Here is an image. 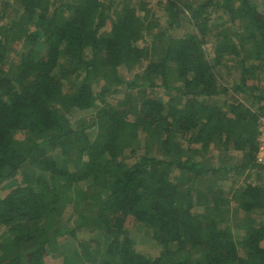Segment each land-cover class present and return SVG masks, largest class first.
Listing matches in <instances>:
<instances>
[{"label":"trees","instance_id":"16d2710c","mask_svg":"<svg viewBox=\"0 0 264 264\" xmlns=\"http://www.w3.org/2000/svg\"><path fill=\"white\" fill-rule=\"evenodd\" d=\"M155 7L166 26L144 0H0V264H48L61 236L76 244L63 264H264V183L232 173L264 166V87L247 84L264 69V9ZM183 16L192 30L174 36ZM158 86L166 99L148 95Z\"/></svg>","mask_w":264,"mask_h":264},{"label":"rangeland","instance_id":"374dc122","mask_svg":"<svg viewBox=\"0 0 264 264\" xmlns=\"http://www.w3.org/2000/svg\"><path fill=\"white\" fill-rule=\"evenodd\" d=\"M144 1H147L148 7L152 8V9H154L156 11V16L160 19V24L166 26L165 18L162 15L163 11L161 10V8H158V7L156 8L155 7V4L158 2V0H144ZM255 1H256V4L258 5V8L260 10H263L264 9V0H255ZM10 15H11V13L9 14V16L7 18H9ZM7 18H5L3 20V23H7L8 22V19ZM190 25L191 24L187 21V18L183 16L182 17V20L180 22V25L176 29H174L172 31V34L174 36H180L184 32L191 31L192 28H191ZM145 39L146 40L147 39L151 40V37L150 36L149 37L148 36L147 37L145 36ZM140 42H142V41H140ZM208 42L209 43H207L206 45L204 44L205 48L210 47L212 49L213 42L211 40H208ZM16 47H18V44H16L14 46L15 49H16ZM208 49L206 50L207 53H208ZM207 55L209 57H211L212 56V53H209ZM13 57H15V54L12 52L10 54V59H12ZM224 61L227 62L228 64H231V63H237L239 60H238V58L235 57V58H230L229 60L225 59ZM247 64H249V61H248ZM218 69H219V67H218ZM222 71L224 73H226V70L223 69ZM256 71H257L256 74H255L256 77L255 78H249L247 84L252 85V86L264 87V69H262V70H260V69L257 70L256 69ZM238 72H240V68L237 70V74H236L237 76H238ZM120 74L123 77H125L126 79H128V80H129V78H132V76H133V74L130 73L129 71H128V73H126L122 69H120ZM147 91L149 92L148 95H153L155 97H160V98L164 97L165 99L167 98V94H166L167 91L162 86H158V87H155V88H150V90L147 89ZM123 94L124 93H123V89H122L119 92L112 94L109 97V101L115 103L116 101H118V100H120V99L123 98ZM247 96H248L247 94H240V95H238L240 101H242V102H244L246 104L247 103H250V101H247V99L250 100V98L247 97ZM77 116L82 117L84 115L81 114V113H79V114H77ZM260 136H261V134H260L259 128H258V133H257V137H256L258 149H257V152H256V156L259 154V144H260V140L259 139H260ZM218 153H219V151H217L216 149H209L208 155H206V157H208L207 158L208 163L217 164L218 161H219V159H218V155L219 154ZM231 154L235 157V160L238 162L239 159H240V157H239L240 156V153L239 152H236V151H232ZM127 156H128V160L129 161H133L134 160L133 155L130 154L129 152H127ZM232 173L235 175L233 177L237 178L238 181H239V177H240V180L242 178L243 179L244 178H247L248 181L251 182V183H255V182H257V183H261V182L264 183V166L263 167H258V168L252 169V170L243 171L241 174H240V172H234V171H232ZM20 177H21L20 175H17L16 178L17 179H20ZM229 180L232 181V179H229ZM227 182L224 183L225 184V189H227L228 186L230 185ZM9 188L1 189L0 190L1 195L6 194L9 191ZM196 209L198 211H201V208H196ZM66 211L67 212H66L65 216L70 215L69 214V212H70V208L69 207L67 208ZM260 218H262L264 220V215H261ZM127 228H129V233L128 234L132 238V240L134 241L135 247L137 249L145 250V249H147L149 247L148 249L150 250V252L151 253H154V248L151 247V246H149L150 245V243H149V237L146 234L140 233V231H139L140 229L138 230L136 228V226L132 223L131 220H129L127 222ZM234 231L238 232V234H239V232L241 233V230H234ZM81 236H83V235H81ZM83 237L86 238V237H89V235L84 234ZM58 242H59V247L61 249V253H62L61 255H62V257L59 256L55 260H50V259L46 258V262L48 264H63V257L65 255H67V254L73 253L76 250L75 241L72 240V239H70L69 237H63V236H61V237H59Z\"/></svg>","mask_w":264,"mask_h":264},{"label":"built area","instance_id":"2783aa9c","mask_svg":"<svg viewBox=\"0 0 264 264\" xmlns=\"http://www.w3.org/2000/svg\"><path fill=\"white\" fill-rule=\"evenodd\" d=\"M258 128L261 134L260 136V144H259V154L257 155V161H264V116L260 117L258 120ZM263 136V137H262Z\"/></svg>","mask_w":264,"mask_h":264}]
</instances>
